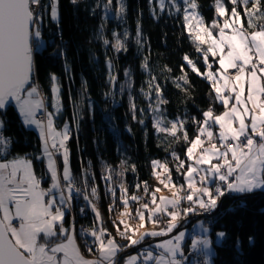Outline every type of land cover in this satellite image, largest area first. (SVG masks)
Wrapping results in <instances>:
<instances>
[{
	"label": "snow or ice",
	"instance_id": "snow-or-ice-1",
	"mask_svg": "<svg viewBox=\"0 0 264 264\" xmlns=\"http://www.w3.org/2000/svg\"><path fill=\"white\" fill-rule=\"evenodd\" d=\"M71 2L75 4L76 0ZM159 2L163 9L164 0ZM228 2L231 4L230 14L223 0H215L216 16L210 27H200L203 18L196 11V0H184L185 7L182 9L184 27L190 37L193 36L192 19L197 20L198 33H206V36L194 34L193 40L194 43L199 42L196 51L202 52L206 71L199 72L187 54L184 60L193 71L209 81L215 93L214 100L222 103L224 111L215 114L210 105L202 112V120L191 117L197 124V134L190 141L185 130L186 120L177 117L175 121H166L162 115L154 119V127L158 132L168 133L176 140L180 139L178 132H183L184 141L189 143L185 152L187 162L181 160L174 151L171 153L178 161L176 171L182 175L184 183L177 187L171 170L156 160L152 161L153 176L163 187L171 185L174 189L171 198L157 197L160 188L150 190L147 182H141L144 197L135 194L129 196L128 188L121 179L118 185L119 200L125 209L121 216L138 219L139 225L133 228L124 219L112 221L117 235L127 241L124 245L117 243L104 227L97 230L94 226L82 230L86 240L89 236L93 238L87 250L94 254V258L85 259L75 243L74 231L65 228L64 218L71 207L72 193L76 192L83 195L92 207L95 220L102 224V216L92 203L93 199H99V194L95 183L91 185L90 193L87 191L89 169L83 170L84 190L75 187L66 143L70 139V129L67 124L63 130L54 127V118L61 111L60 89L55 74L50 76L53 112L47 110L45 97L31 82L33 51L41 37L38 23L41 19V0H0V112L6 113L7 107L14 103L23 123L35 125L40 130L42 157L37 159H46L47 171L52 180L49 189H41L40 181L31 170V161L26 158L17 157L0 162V264H120V253L124 248L140 244L147 237L171 233L189 214L216 209L218 200L226 194L251 193L255 189H264V0ZM116 3L119 5V15L125 10L123 0H116ZM111 4L112 0H108L105 9ZM172 4L177 7V11L181 10L175 0H172ZM49 5L51 19L56 21L58 0H49ZM238 9H242V12ZM242 16L246 19L247 27ZM220 18H224L222 26L219 24ZM214 30L218 31L214 34ZM113 35L116 36L115 33ZM33 37L36 38V45ZM105 43L108 41L105 40ZM137 43H140L139 39ZM200 45H207L206 50ZM113 47L117 52L124 48L119 38ZM209 55L219 65L215 72L210 70L213 63L209 62ZM146 60L143 65L145 68ZM109 79L114 82L116 77L110 75ZM177 79L188 83L186 75ZM154 80L149 81L150 91ZM177 87L181 85L177 83ZM154 90L156 107L150 105V108L158 112L159 105L166 101L161 97L159 85H155ZM144 94L146 97L149 95L148 92ZM132 109L135 112L134 104ZM37 110L43 112L44 119H37ZM165 123L171 124V128L162 126ZM3 127L4 121L0 118V129ZM9 142V138L0 132V153L6 150ZM56 153L62 156L63 184L58 174L57 161L53 158ZM121 164H126V161H121ZM157 167L163 169L164 175L156 171ZM185 167L187 170L182 171ZM132 170L135 171L134 165ZM104 171L107 174L102 175V179L108 182L107 191L113 198V202L108 205L111 213L116 203V186L113 184L111 166L105 164ZM116 175L122 178L124 173L117 172ZM135 187L139 189L141 184ZM53 189L58 190V199L53 195ZM185 201L188 206L182 207ZM132 202L138 205L134 211L130 208ZM14 221H18V225ZM147 223H163L165 226L149 230L145 227ZM141 228L145 230L139 231ZM208 231L207 227L201 225L202 235L193 236L190 245L203 257L204 264H208L212 255V241L207 235ZM225 235L224 232L217 233L221 238ZM184 237L185 232L180 231L171 239L157 243L155 247L163 250L158 255L145 249L144 261L183 264L181 241ZM178 254L181 258H178ZM137 259V256L126 257L124 264H134Z\"/></svg>",
	"mask_w": 264,
	"mask_h": 264
},
{
	"label": "trees",
	"instance_id": "trees-1",
	"mask_svg": "<svg viewBox=\"0 0 264 264\" xmlns=\"http://www.w3.org/2000/svg\"><path fill=\"white\" fill-rule=\"evenodd\" d=\"M107 3L108 0H76L75 4L71 0H58L59 18L53 21L49 0H42L41 19L38 22L40 46L33 52L31 82L48 99L47 108L53 112L50 76L55 74L60 89L61 111L54 118V126L63 130L67 124L70 129L67 147L75 187L84 190L83 170L89 169L87 191L90 193L91 185L95 183L99 194V199H93L92 203L102 216V224L95 220L92 207L83 195L78 197L74 192L64 226L74 224L78 240H83L82 230L104 227L118 243L126 244L127 241L117 235L112 223L122 219L124 208L119 200L118 187L121 179L128 188L129 196L135 194L144 197L141 182H147L150 190L161 187L153 176V160L167 165L176 182L181 180L182 175L176 171L178 161L171 153L174 151L187 162L185 152L189 143L184 141L183 132H178L179 140L168 133L158 132L154 127V117L162 115L166 121H175L177 117L186 120L185 130L190 141L197 134V124L191 117L202 120V112L210 105L215 114H220L224 108L221 102L214 100L215 93L209 81L193 71L184 60L187 54L199 72L206 71L202 52L196 51L197 44L184 27L182 9L185 5L182 0H175L180 11L173 6L172 0H165L163 9L157 0H151V3L149 0H123L125 10L119 15L116 0H112L111 6L105 9ZM196 3V11L209 25L216 16L215 0H196ZM223 3L230 14L231 4L228 0H223ZM238 10L242 12V9ZM223 20L220 18L219 23ZM242 20L247 27L243 16ZM117 38L124 46L119 52L113 47ZM137 39L140 43H137ZM201 47L206 50L207 45ZM145 58L147 68L143 66ZM209 62L213 63L212 69L218 67L211 55ZM110 75L116 77L114 82L110 81ZM126 75L131 83L130 100L119 91V84ZM185 75L187 84L177 79ZM153 78L155 80L150 91L149 81ZM177 83L181 87H177ZM155 85H159L161 97L166 101L159 105L158 112L150 108V105L156 107ZM145 92L149 93L147 97ZM0 118L4 121L0 131L10 140L0 160L17 157L30 160L42 186H49L50 174L46 161L37 159L42 157V143L37 130L23 123L14 103L7 107L6 113L0 112ZM163 126L171 128V124L165 123ZM121 161H126V164L122 165ZM105 164L113 169V184L116 186V203L111 213L108 205L113 198L107 191L108 182L102 179V175L107 174ZM133 165L135 171L132 170ZM186 170V167L182 169ZM117 172H123V177L117 176ZM136 184H141V187L137 189ZM82 203L87 205L85 213L80 212ZM137 206L135 202L130 204L133 210ZM219 207L216 213H213L214 209L213 214L203 217L204 223L207 219L211 220L208 225L213 244L211 264H264V193L238 200L223 199ZM197 213L189 214L176 227L184 228ZM218 232L226 234L219 242L215 239ZM87 240L91 245L92 239ZM188 242L183 244L184 251ZM192 250L187 249L185 254L192 257Z\"/></svg>",
	"mask_w": 264,
	"mask_h": 264
},
{
	"label": "rangeland",
	"instance_id": "rangeland-1",
	"mask_svg": "<svg viewBox=\"0 0 264 264\" xmlns=\"http://www.w3.org/2000/svg\"><path fill=\"white\" fill-rule=\"evenodd\" d=\"M158 2H159V0H157ZM183 1V3H184V0H182ZM160 3V2H159ZM164 3H165V0H164ZM57 8H58V5H57ZM49 11L51 12V9H49ZM199 13V12H198ZM199 16L201 17V15L199 14ZM58 18H59V11H58V17H57V20H58ZM56 20V21H57ZM221 26L223 25V22H220L219 23ZM211 26V23L209 24V25H207L204 21H203V24H201L200 25V27H210ZM191 27H192V32H193V36H191L192 37V39L194 40V34H197L198 33V28H197V20L196 19H192V21H191ZM188 31V30H187ZM215 31H218V30H214V34L216 33ZM198 34H200V35H202V36H206V33H198ZM229 34H230V32H229ZM218 38V37H217ZM199 42H196V44H198ZM115 44V43H114ZM200 47H201V45H200ZM202 48V47H201ZM218 67H219V65H218ZM217 67V68H218ZM211 71H213V72H215V70L216 69H210ZM33 84H35L34 82H32ZM36 85V84H35ZM37 86V85H36ZM39 88V87H38ZM130 88H131V83H130V78H129V76L128 75H126V77L120 82V84H119V91L121 92V93H124V94H126L127 95V99L128 100H130V93H129V90H130ZM40 90V89H39ZM41 92V91H40ZM47 110L49 111V112H51L48 108H47ZM40 113H43L41 110H37V115H36V117H37V119H44V117H42V118H39L38 117V115L40 114ZM157 117V115L154 117V119ZM154 119H153V123H154ZM163 126V125H162ZM2 154V153H1ZM0 154V155H1ZM1 156H3V155H1ZM1 156H0V158H1ZM31 170H32V167H31ZM156 171L158 172V173H160L161 175H164V172H163V169H161V168H159V167H157V169H156ZM36 176V175H35ZM36 178H37V176H36ZM38 179V178H37ZM174 181V180H173ZM174 183L177 185V187H179V185H181V184H183L184 183V180H183V177L181 178V180H179V181H174ZM40 188H41V186H40ZM159 188H160V191L158 192V193H156V195H157V197H160V196H165V197H169V198H171L172 197V192L174 191V189H172V187H171V185H169V187L168 188H165V187H163V185H161V187L159 186ZM42 189V188H41ZM264 191V190H263ZM65 193H67L66 191H65ZM77 194V193H76ZM145 194V193H144ZM53 195H55V196H57V199H58V197H59V194H53ZM143 202V201H142ZM188 206V204H187V202H185V204H182V207H187ZM70 209V208H69ZM133 210V209H132ZM135 210V209H134ZM133 210V211H134ZM122 211H125V209H123ZM122 219H124V220H126V222L129 224V225H131L133 228H137L138 227V225H139V220L138 219H127V217L126 216H122ZM162 225H163V223H161ZM197 224V225H196ZM194 225H196V229H195V231H193V232H191V228L189 227V226H185L184 228H182V229H180V231H184L185 232V237H184V239L181 241V247L183 246V244L184 243H186L187 241H189L188 243H187V245L188 246H190L191 245V239L190 240H187V237H188V235H193V236H195V233L197 234H199V235H202V233L200 232V226L201 225H203L204 227H207L208 229H209V226L208 225H205V223H204V220H197L192 226H194ZM154 226H159V225H153V224H151V223H147L146 224V229H149L150 227H152V228H154ZM65 228H67V229H69V231H74V233H75V243H76V245H77V247L80 249V253H81V255L85 258V259H93V257H92V255L91 256H89V255H87L86 254V252H85V250H86V245H84V242H83V240H81V245L78 243V240H77V235H76V227H75V225L74 224H72L71 226H69V227H65ZM145 229H143V228H141V229H139V231H144ZM210 230V229H209ZM180 231H178L177 233H175V235L176 234H178ZM207 235L209 236V231H208V233H207ZM106 236H107V234L105 235V239H107L106 238ZM173 237V236H172ZM172 237H170V238H166L165 240H167V239H171ZM153 238V237H152ZM93 239V238H92ZM209 239H210V237H209ZM215 239H216V241L217 242H219V241H221V237H218L217 235H216V237H215ZM164 240H160V241H156L153 245H154V247L153 248H148L149 250H151V251H153V253L154 254H156V255H158L161 251H163L162 249H157L156 247H155V245L157 244V243H161V242H163ZM89 244V243H88ZM83 248H84V250H83ZM183 250V249H182ZM143 253H144V251L143 250H141L140 252H135V253H133V254H130V255H127V256H125L124 258H123V260L120 262V264H124V259L126 258V257H132V256H137L138 257V259L134 262V264H147V263H152V264H155V261L154 260H149V261H144V259H143ZM183 253H184V256H185V251H183ZM212 254H213V244H212ZM59 255V254H58ZM211 257H212V255L209 257V259H208V264H211ZM178 258H181V257H179V254H178ZM183 260V264L185 263V264H194V262L191 260V259H182ZM141 262V263H140Z\"/></svg>",
	"mask_w": 264,
	"mask_h": 264
},
{
	"label": "water",
	"instance_id": "water-1",
	"mask_svg": "<svg viewBox=\"0 0 264 264\" xmlns=\"http://www.w3.org/2000/svg\"><path fill=\"white\" fill-rule=\"evenodd\" d=\"M33 70H34V65H33ZM259 193H264V191H253L251 193H244V194H238V195H233V194H227L225 196H223L221 198V200H219L218 202V207L215 209V211L213 213H216L218 210H219V204L220 202L223 200V199H227V198H231L233 200H238L239 198H244V197H248L249 195H253V194H259ZM211 213V214H213ZM200 218H203V215L202 214H196L195 217H191V221L188 225H191L193 223L196 222V220H199ZM187 225V226H188ZM183 227L181 226H178L175 228V230H173L171 233H167L166 235H163V236H156V237H153V238H150V239H147V240H144L143 242H141L140 244H137V245H134L133 247H129L125 250H123V252L120 253V261L127 255H130V254H133L137 251H139L140 249H144V247L146 246H150V245H153L156 241H160V240H165L166 238H170L172 236L175 235V233H177L178 231H180V229H182Z\"/></svg>",
	"mask_w": 264,
	"mask_h": 264
},
{
	"label": "crops",
	"instance_id": "crops-1",
	"mask_svg": "<svg viewBox=\"0 0 264 264\" xmlns=\"http://www.w3.org/2000/svg\"><path fill=\"white\" fill-rule=\"evenodd\" d=\"M223 111H224V109H223ZM36 115H37V113H36ZM21 117V116H20ZM21 119H22V117H21ZM23 120V119H22ZM27 127H30V128H34V129H36L37 130V132H38V134H39V136H40V130L35 126V125H26ZM55 127V126H54ZM57 130H61V129H57ZM67 143V142H66ZM22 158H24V157H22ZM56 161H57V170H58V174H60V176H61V183L63 184L64 182H63V180H62V170H63V162H62V156L59 154V153H56V154H54V157H53ZM13 159H15V158H12V160ZM5 160L4 159H1L0 160V162H4ZM10 161V160H9ZM44 161H46V159H44ZM31 167H32V164H31ZM46 168H47V161H46ZM32 171L34 172V170H33V168H32ZM34 174L36 175V173L34 172ZM50 174V173H49ZM38 178V177H37ZM39 180V179H38ZM49 182H50V184H49V186H45V187H43L42 186V183H40V186H41V188L42 189H44V190H47V189H49L50 187H51V184H52V180H51V176H50V180H49ZM259 190H264V189H255V190H253V191H259ZM252 191V192H253ZM74 193V192H73ZM73 193H72V195H73ZM53 194H59V192H58V190H56V189H53ZM66 195H67V193H65ZM231 194H234V195H238V194H240V193H231ZM244 194V193H243ZM57 197V196H56ZM186 202V201H185ZM185 202L183 203V204H185ZM71 206H72V203H71ZM197 214H201V213H197ZM199 220H204L203 218H200ZM197 221V220H196ZM197 225V224H196ZM196 225H194V226H191L190 228H191V232H193V231H195V227H196ZM159 227H162L161 226V224L159 225V226H154V228H159ZM151 229H153L152 227H150L149 228V230H151ZM81 234H82V232H81ZM195 235H199L198 233L196 234L195 233ZM188 237H189V235H188ZM187 237V238H188ZM192 237H193V235L191 236V238L190 239H192ZM87 239H92V237H88ZM189 239V240H190ZM78 240V239H77ZM93 240V239H92ZM88 240H86L85 239V236L83 235V242H84V245L86 244H88V242H87ZM90 241V240H89ZM78 243L81 245V240H78ZM118 243V242H117ZM119 244H121V245H123L124 243H119ZM89 245V244H88ZM82 246V245H81ZM131 247H133V246H131ZM154 247V245H152V247L151 246H149V247H146V248H144V249H140L139 251H137V252H140L141 250H145V249H148V248H153ZM191 248V246H187V248H185V251L187 250V249H190ZM182 249H183V251H184V247L182 246ZM192 249V248H191ZM83 250H84V248H83ZM85 252H86V254H87V252H88V250H87V247H86V250H85ZM88 255V254H87ZM92 255V254H91ZM91 255H89V256H91ZM92 257L94 258V254L92 255ZM182 259H191L192 260V257L187 253V254H185V256H183V258ZM123 260V259H122ZM121 260V261H122ZM204 260V259H203ZM120 261V262H121ZM141 263V262H140ZM147 264H152V263H147ZM185 264V263H184Z\"/></svg>",
	"mask_w": 264,
	"mask_h": 264
},
{
	"label": "built area",
	"instance_id": "built-area-1",
	"mask_svg": "<svg viewBox=\"0 0 264 264\" xmlns=\"http://www.w3.org/2000/svg\"><path fill=\"white\" fill-rule=\"evenodd\" d=\"M41 4H42V0H41ZM40 9H41V7H40ZM40 9H39V13H41L40 12ZM33 43H34V45H36L37 44V41H36V38L35 37H33ZM39 46H40V44H39V42H38V46H36L35 48H34V50L36 49V48H39ZM34 52V51H33ZM234 74V73H233ZM45 104H46V107H48V105H49V101H48V99L45 97ZM38 117L39 118H42V117H44V115H43V113H40L39 115H38ZM1 132V131H0ZM3 134V133H2ZM4 135V134H3ZM5 136V135H4ZM6 137V136H5ZM8 138V137H7ZM9 144H10V142L8 143V146H7V148H6V150L8 149V147H9ZM5 150V151H6ZM4 151V152H5ZM4 152H2V154L4 153ZM1 154V153H0ZM81 195L82 194H80V195H78L77 194V196L78 197H81ZM83 209V211H81ZM87 211V205L85 204V203H82L81 205H80V212L81 213H85ZM213 211V210H212ZM212 211H209V212H198V213H201L204 217H208L211 213H212ZM14 223L15 224H17L18 225V221H14ZM210 223H211V220L210 219H207L206 221H205V225H210ZM163 226H165L164 224H163ZM107 237V236H106ZM86 245V244H85ZM88 244L86 245V247H87V249H88ZM193 251V253H192V261L194 262V264H204V260H203V257L196 251V250H192Z\"/></svg>",
	"mask_w": 264,
	"mask_h": 264
},
{
	"label": "bare ground",
	"instance_id": "bare-ground-1",
	"mask_svg": "<svg viewBox=\"0 0 264 264\" xmlns=\"http://www.w3.org/2000/svg\"><path fill=\"white\" fill-rule=\"evenodd\" d=\"M107 238V237H106ZM125 250V249H124ZM123 252V251H122Z\"/></svg>",
	"mask_w": 264,
	"mask_h": 264
}]
</instances>
